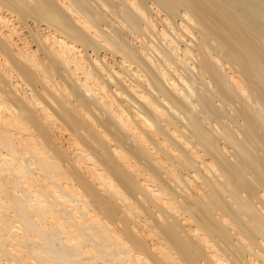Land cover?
Instances as JSON below:
<instances>
[{
    "label": "clouds",
    "instance_id": "1",
    "mask_svg": "<svg viewBox=\"0 0 264 264\" xmlns=\"http://www.w3.org/2000/svg\"><path fill=\"white\" fill-rule=\"evenodd\" d=\"M0 264H264V0H0Z\"/></svg>",
    "mask_w": 264,
    "mask_h": 264
},
{
    "label": "bare ground",
    "instance_id": "2",
    "mask_svg": "<svg viewBox=\"0 0 264 264\" xmlns=\"http://www.w3.org/2000/svg\"><path fill=\"white\" fill-rule=\"evenodd\" d=\"M242 5H243V0H238V6H242ZM117 71H118V69H117ZM47 82H48L50 88L54 89L55 91H61V85L67 83L66 81L59 80V78L55 81L49 79ZM33 91L35 92V89ZM110 91L111 90L109 89V93H110ZM35 94H36V101L38 103L44 104L45 108L49 109V111L51 112V115L54 116L57 120H59L60 117L56 114L55 110L51 109L50 105L48 104V101L45 100L40 95L39 92H35ZM120 95L121 96H127V93L124 92L123 87L120 88ZM48 96L53 100L56 99V97L53 95L52 91H48ZM129 99H130V97H129ZM113 101H114V103H118V101L115 99V97H113ZM17 103H19L21 105L23 104V102L20 101L19 98H17ZM90 119H91V117H90ZM31 120L32 121L35 120V114H31ZM96 124L104 132L105 139L109 143L115 145L116 141L113 140V138L107 133L106 130H104L103 125H101L99 121H96ZM64 127H65V132H64L63 139L60 140L61 144H64L67 141L68 133H70L72 131L71 128H69L67 125H65ZM133 130L136 131L146 143L151 144V141H149L147 139V137H145V136H143V134L139 133L138 128H134ZM116 152L121 157V159L125 162V166L127 167L128 171L142 176L143 178H145L150 183H154V184L158 183V184L162 185L163 187H168V184L161 178V176L159 174H157L155 171L146 170L143 167V165H141L133 157H131L130 155L125 153L123 151V149L117 148ZM108 155H109V160L107 162H97L96 167L99 169H109L110 168V169L114 170L117 174L126 175L124 173V169L121 167V165L118 164L114 159H111V153H109ZM107 174H108L107 171H100V172H98V178L101 181H104V183L111 185V183H112L111 177L108 180H104V177ZM192 184H193V189H199V187H200L199 184H197L194 180H193ZM116 191H117L118 195L122 194V192L119 188H117ZM169 192H171L170 188H169ZM193 195L194 196L196 195L195 191H193Z\"/></svg>",
    "mask_w": 264,
    "mask_h": 264
}]
</instances>
